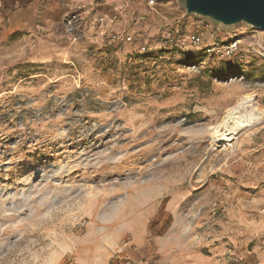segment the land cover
Returning <instances> with one entry per match:
<instances>
[{
  "label": "rangeland",
  "instance_id": "obj_1",
  "mask_svg": "<svg viewBox=\"0 0 264 264\" xmlns=\"http://www.w3.org/2000/svg\"><path fill=\"white\" fill-rule=\"evenodd\" d=\"M121 2L66 56L0 24V264H238L263 219L264 31Z\"/></svg>",
  "mask_w": 264,
  "mask_h": 264
},
{
  "label": "crops",
  "instance_id": "obj_2",
  "mask_svg": "<svg viewBox=\"0 0 264 264\" xmlns=\"http://www.w3.org/2000/svg\"><path fill=\"white\" fill-rule=\"evenodd\" d=\"M0 4V24L6 25V36L31 32L36 39L60 47L61 56L68 55L74 44L63 30V19L69 12L81 9L83 35L87 39L95 29L107 30L112 17L123 9L121 0H1ZM99 18L101 25L97 23ZM261 218L237 242V256L241 259L238 264H264V215Z\"/></svg>",
  "mask_w": 264,
  "mask_h": 264
},
{
  "label": "water",
  "instance_id": "obj_3",
  "mask_svg": "<svg viewBox=\"0 0 264 264\" xmlns=\"http://www.w3.org/2000/svg\"><path fill=\"white\" fill-rule=\"evenodd\" d=\"M186 15L229 28L240 24L264 31V0H180Z\"/></svg>",
  "mask_w": 264,
  "mask_h": 264
},
{
  "label": "bare ground",
  "instance_id": "obj_4",
  "mask_svg": "<svg viewBox=\"0 0 264 264\" xmlns=\"http://www.w3.org/2000/svg\"><path fill=\"white\" fill-rule=\"evenodd\" d=\"M248 106L251 108L254 107V103L252 101V96H250L249 94H244L237 100V102H236V104H234V106L228 108L225 111V113L222 117V120L218 124L213 126V128H212V131H214L213 133L216 134V133L220 132L222 129L224 130L223 131L224 133L227 132L230 122L232 120L238 118V117H239V119H238L239 121L237 122V126L241 127L243 124L247 125V124L252 123L254 121L252 118L253 116H251L250 114H249V116L248 115L245 116L242 114V109H244ZM253 109H256V108L254 107ZM258 111L260 112V114L262 116L264 115V111H262V110H258ZM223 132L221 133L222 135H224ZM225 139H227V138H225Z\"/></svg>",
  "mask_w": 264,
  "mask_h": 264
},
{
  "label": "built area",
  "instance_id": "obj_5",
  "mask_svg": "<svg viewBox=\"0 0 264 264\" xmlns=\"http://www.w3.org/2000/svg\"><path fill=\"white\" fill-rule=\"evenodd\" d=\"M160 0H147V5L150 8L156 6ZM99 22H102L99 19ZM63 30L64 34L69 38L70 42L74 43L80 40L83 37V18L81 16V9H75L69 12L63 19ZM112 39L119 40V36L116 34L111 35ZM127 40H130L131 37H127ZM192 40L198 42L200 40L199 36H193Z\"/></svg>",
  "mask_w": 264,
  "mask_h": 264
}]
</instances>
